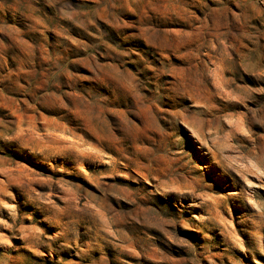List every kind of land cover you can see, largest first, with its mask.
<instances>
[{
    "label": "rangeland",
    "instance_id": "obj_1",
    "mask_svg": "<svg viewBox=\"0 0 264 264\" xmlns=\"http://www.w3.org/2000/svg\"><path fill=\"white\" fill-rule=\"evenodd\" d=\"M0 264H264V0H0Z\"/></svg>",
    "mask_w": 264,
    "mask_h": 264
}]
</instances>
